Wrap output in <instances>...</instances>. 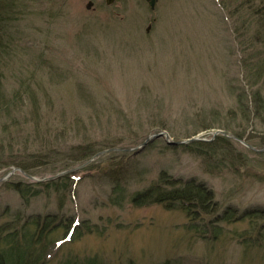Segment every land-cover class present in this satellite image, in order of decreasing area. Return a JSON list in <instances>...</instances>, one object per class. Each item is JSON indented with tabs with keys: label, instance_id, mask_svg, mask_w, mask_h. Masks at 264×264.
Here are the masks:
<instances>
[{
	"label": "rangeland",
	"instance_id": "1",
	"mask_svg": "<svg viewBox=\"0 0 264 264\" xmlns=\"http://www.w3.org/2000/svg\"><path fill=\"white\" fill-rule=\"evenodd\" d=\"M252 16L241 0H0V178L70 176L58 189L19 170L0 182L3 233L47 222L31 247L41 264H264V21ZM162 131L227 137L229 152L160 136L140 147ZM88 146L106 149L75 160ZM163 171L199 181L217 211L193 222L113 202L114 178L130 195ZM226 210L235 219H217Z\"/></svg>",
	"mask_w": 264,
	"mask_h": 264
},
{
	"label": "trees",
	"instance_id": "2",
	"mask_svg": "<svg viewBox=\"0 0 264 264\" xmlns=\"http://www.w3.org/2000/svg\"><path fill=\"white\" fill-rule=\"evenodd\" d=\"M241 3L245 4L246 10L250 11L253 16L260 15L264 21V0H241ZM262 141H264V139ZM227 143V137L223 138L221 136H216L211 142L191 141L187 146L196 145L195 147L200 151L199 153L213 151L215 148H221L224 152H229L226 147ZM80 151L81 155L79 159L76 157L75 160H87L90 156L99 152V149L94 146H88ZM232 157L236 160L235 156L232 155ZM24 167L25 168H21L28 170L27 166ZM63 168L67 169V166H63ZM115 176L116 175H114V177ZM69 179V174H64L54 180L45 181L44 184L53 185L54 188L58 189L60 185L65 186ZM114 181V185L111 186V195L115 204H119L127 198L133 204L140 206L159 204L165 209L181 210L193 222L202 215L213 214L217 211L212 192L194 179L183 180L173 178L169 176L167 172L163 171L158 175V179L153 184L143 189H137L130 195L126 194L127 183L121 182L119 179L115 178ZM26 188L27 187L23 189L18 188V190L27 194V202L29 191L32 192V190L28 191ZM33 193H36V191ZM255 216H257L256 213H252L251 220L255 218ZM234 217L235 216L230 210H226L222 215L218 216L217 219L223 218V220H230L235 219ZM34 219L35 227L33 230H24L22 234L20 233L21 231H17L16 229H13L11 232L3 233L5 229L0 227V264H41V258L44 252L42 250L38 251L31 249V247L42 241L41 237L44 236L43 232L48 230L46 228H48L49 225L47 226V222L40 225L39 220L36 217H34ZM45 219H49V217L47 216ZM84 228L87 229L88 226H84ZM56 242H58V240Z\"/></svg>",
	"mask_w": 264,
	"mask_h": 264
},
{
	"label": "water",
	"instance_id": "3",
	"mask_svg": "<svg viewBox=\"0 0 264 264\" xmlns=\"http://www.w3.org/2000/svg\"><path fill=\"white\" fill-rule=\"evenodd\" d=\"M112 2V0H106V3L107 4H110ZM145 2H147V4L149 5V7L151 8V9H154V6H155V3L157 2V0H145ZM89 5L90 4H88V7H89ZM164 137L167 141H169V135L165 132V131H162V132H158V133H155V134H152L151 136H149V137H147L145 140H144V142L142 143V145H145L146 143H147V141L148 140H150V139H154V138H157V137ZM194 138L195 137H192V138H190V139H185V140H180V141H174L173 143L174 144H183V143H185V142H187V141H193L194 140ZM125 148H119V149H117V148H114V150H124ZM113 150V149H112ZM126 150H131V149H126ZM15 169H12L11 171H9L5 176H3V177H1L0 178V182H2V181H4L5 179H7L8 178V176L10 175V174H12L13 173V171H14ZM67 171H62V172H59V173H57V174H55V176H51V177H43V178H40V179H38V178H35V177H32V176H29V175H26V173L25 172H23V173H25V175H26V177H28V178H30L31 180H33V181H37V182H39V181H48L49 179H53L54 177L56 178V177H59V176H61V175H63L64 173H66Z\"/></svg>",
	"mask_w": 264,
	"mask_h": 264
},
{
	"label": "bare ground",
	"instance_id": "4",
	"mask_svg": "<svg viewBox=\"0 0 264 264\" xmlns=\"http://www.w3.org/2000/svg\"><path fill=\"white\" fill-rule=\"evenodd\" d=\"M147 3V2H146ZM148 5V4H147ZM155 5H156V3H155ZM148 7H149V5H148ZM150 8V7H149ZM154 8H155V6H154ZM151 9V8H150ZM151 10H153V9H151ZM149 137V136H148ZM162 137V136H161ZM147 138V137H146ZM164 138V137H163ZM234 140H236L237 142H239V143H241V144H243V145H245L247 148H248V150H252V149H256V150H258V148L259 147H257L256 145H253V144H251V143H249V142H247V141H245V140H243V139H241L239 136H236V135H233V137H232ZM165 139V138H164ZM150 140H152V139H150ZM150 140H148L147 141V143L150 141ZM165 141H167L166 139H165ZM175 141V140H174ZM173 140L172 141H170V138H169V141H167V143H173L174 142ZM262 144V146H263V148H264V141L263 142H261ZM260 145V146H261ZM142 146H144V145H141L140 147H142ZM261 146V147H262ZM117 149H119V148H117ZM137 149V148H136ZM260 150V149H259ZM101 151V153L100 152H97L96 154H93L92 156H90L89 158H88V160L89 159H93V158H95L97 155H101L102 153H104L103 151V149L102 150H100ZM117 151V150H116ZM87 160V161H88ZM12 169H15V170H19L21 173H23L24 172V170L21 168V167H16V168H12ZM11 169V170H12ZM10 170V171H11ZM14 170V171H15ZM14 171H13V173H14ZM62 172V171H61ZM12 173V174H13ZM59 173V172H58ZM12 174H10L9 176H8V178L9 177H11V175ZM57 174V173H56ZM52 176H55V174H53ZM62 176V175H61ZM49 177H51V176H49ZM60 177V176H59ZM7 178V179H8ZM56 178H58V177H56ZM55 177L53 178V179H49L48 181H51V180H54V179H56Z\"/></svg>",
	"mask_w": 264,
	"mask_h": 264
},
{
	"label": "flooded vegetation",
	"instance_id": "5",
	"mask_svg": "<svg viewBox=\"0 0 264 264\" xmlns=\"http://www.w3.org/2000/svg\"><path fill=\"white\" fill-rule=\"evenodd\" d=\"M112 1H114V0H112Z\"/></svg>",
	"mask_w": 264,
	"mask_h": 264
}]
</instances>
